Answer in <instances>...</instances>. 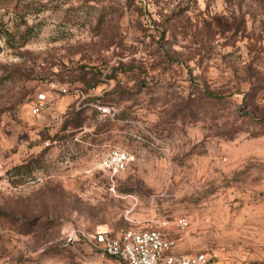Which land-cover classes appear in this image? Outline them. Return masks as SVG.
<instances>
[{"label": "rangeland", "instance_id": "1", "mask_svg": "<svg viewBox=\"0 0 264 264\" xmlns=\"http://www.w3.org/2000/svg\"><path fill=\"white\" fill-rule=\"evenodd\" d=\"M263 1L0 0V264H83L73 228L178 217L176 252L264 264Z\"/></svg>", "mask_w": 264, "mask_h": 264}, {"label": "built area", "instance_id": "2", "mask_svg": "<svg viewBox=\"0 0 264 264\" xmlns=\"http://www.w3.org/2000/svg\"><path fill=\"white\" fill-rule=\"evenodd\" d=\"M46 101V94H38L32 113H42ZM129 163L130 156L114 148L101 158L100 167L115 177L124 172ZM190 226L188 218L178 217L174 220L159 219L148 229L123 228L114 231L107 228L90 233L73 228L64 233L63 244L74 248L83 258V264H215L208 252H176L182 235Z\"/></svg>", "mask_w": 264, "mask_h": 264}, {"label": "trees", "instance_id": "3", "mask_svg": "<svg viewBox=\"0 0 264 264\" xmlns=\"http://www.w3.org/2000/svg\"><path fill=\"white\" fill-rule=\"evenodd\" d=\"M264 4V1L262 2ZM208 97L214 100H220L223 98V94L220 92H208ZM70 120L65 124V129L69 126H72L73 129H77L82 126L83 121L85 120V109H75L72 110ZM40 157H36L32 159L31 161L27 162L26 164H23L16 170H19V174H24V172H31L35 169L36 163L39 161Z\"/></svg>", "mask_w": 264, "mask_h": 264}]
</instances>
